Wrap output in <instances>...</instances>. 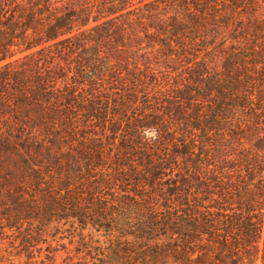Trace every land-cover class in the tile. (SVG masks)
Listing matches in <instances>:
<instances>
[{
  "label": "trees",
  "instance_id": "16d2710c",
  "mask_svg": "<svg viewBox=\"0 0 264 264\" xmlns=\"http://www.w3.org/2000/svg\"><path fill=\"white\" fill-rule=\"evenodd\" d=\"M0 264H264V0H0Z\"/></svg>",
  "mask_w": 264,
  "mask_h": 264
},
{
  "label": "rangeland",
  "instance_id": "374dc122",
  "mask_svg": "<svg viewBox=\"0 0 264 264\" xmlns=\"http://www.w3.org/2000/svg\"><path fill=\"white\" fill-rule=\"evenodd\" d=\"M56 86L59 87L60 83H58ZM147 135H150V133H148ZM154 145H155V142L153 144H151L150 146H154Z\"/></svg>",
  "mask_w": 264,
  "mask_h": 264
}]
</instances>
